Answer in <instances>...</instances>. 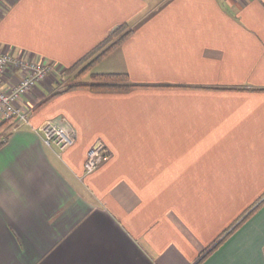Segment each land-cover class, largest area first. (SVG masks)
I'll use <instances>...</instances> for the list:
<instances>
[{
  "label": "crops",
  "instance_id": "crops-1",
  "mask_svg": "<svg viewBox=\"0 0 264 264\" xmlns=\"http://www.w3.org/2000/svg\"><path fill=\"white\" fill-rule=\"evenodd\" d=\"M125 23L78 80L140 86L67 88ZM0 49L59 69L0 119V264H264V0H3ZM48 120L76 133L62 153Z\"/></svg>",
  "mask_w": 264,
  "mask_h": 264
},
{
  "label": "built area",
  "instance_id": "built-area-1",
  "mask_svg": "<svg viewBox=\"0 0 264 264\" xmlns=\"http://www.w3.org/2000/svg\"><path fill=\"white\" fill-rule=\"evenodd\" d=\"M17 71L22 74L20 80L7 86L8 77ZM58 71L50 62L0 49V119L9 122L10 129L28 122L30 110L20 104L22 97ZM40 130L46 145L57 148L59 153L75 142V131L60 120H48ZM2 140L0 137V144ZM110 154L111 151L103 140L95 141L84 164V175L87 176L98 169L108 160Z\"/></svg>",
  "mask_w": 264,
  "mask_h": 264
},
{
  "label": "trees",
  "instance_id": "trees-1",
  "mask_svg": "<svg viewBox=\"0 0 264 264\" xmlns=\"http://www.w3.org/2000/svg\"><path fill=\"white\" fill-rule=\"evenodd\" d=\"M133 28L128 24H122L116 27L103 41L91 49L84 57L68 68V74H74V82L67 85V88L86 86L98 91H126L140 84L133 83L124 73H92L90 82L79 81L81 76L91 71L94 64L109 54L114 48L131 33ZM88 62V63H87ZM87 63L84 67L81 66ZM142 86V85H141Z\"/></svg>",
  "mask_w": 264,
  "mask_h": 264
},
{
  "label": "rangeland",
  "instance_id": "rangeland-1",
  "mask_svg": "<svg viewBox=\"0 0 264 264\" xmlns=\"http://www.w3.org/2000/svg\"><path fill=\"white\" fill-rule=\"evenodd\" d=\"M88 63V62H87ZM87 63H85V64H83L82 66H81V69H82V67H84ZM59 70V69H58ZM92 70V69H91ZM94 70V69H93ZM95 70H97V68L95 69ZM89 77V76H88Z\"/></svg>",
  "mask_w": 264,
  "mask_h": 264
}]
</instances>
